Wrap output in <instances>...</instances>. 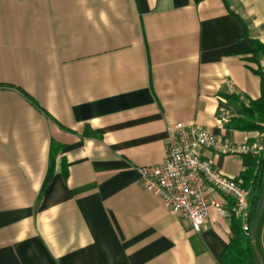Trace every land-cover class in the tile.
Returning a JSON list of instances; mask_svg holds the SVG:
<instances>
[{
  "label": "crops",
  "instance_id": "1",
  "mask_svg": "<svg viewBox=\"0 0 264 264\" xmlns=\"http://www.w3.org/2000/svg\"><path fill=\"white\" fill-rule=\"evenodd\" d=\"M249 40L264 44V0H0V264H226L232 201L217 196L197 233L137 168L163 161L176 123L262 143L226 126L228 97L261 94Z\"/></svg>",
  "mask_w": 264,
  "mask_h": 264
},
{
  "label": "built area",
  "instance_id": "2",
  "mask_svg": "<svg viewBox=\"0 0 264 264\" xmlns=\"http://www.w3.org/2000/svg\"><path fill=\"white\" fill-rule=\"evenodd\" d=\"M221 121L228 122L225 113L221 114ZM164 145L165 157L160 164L137 168L145 188L159 197L163 207L187 218L198 233L209 208L222 210L223 205L216 201L222 195L232 201V213L241 220L244 234L251 236L247 224L248 190L240 180L222 174L199 151L223 156L258 155L264 150L263 144L234 146L196 124L176 123L166 128Z\"/></svg>",
  "mask_w": 264,
  "mask_h": 264
},
{
  "label": "trees",
  "instance_id": "3",
  "mask_svg": "<svg viewBox=\"0 0 264 264\" xmlns=\"http://www.w3.org/2000/svg\"><path fill=\"white\" fill-rule=\"evenodd\" d=\"M195 3L201 0H193ZM248 53L251 58H256L264 54V44L257 40H249ZM261 79V94L255 100L248 101L247 104L239 100L238 97H228L229 104L236 111V115L227 123V128L239 131H256L264 137V75L260 70L254 71ZM264 146V138L262 141ZM55 154L54 144L51 145L49 155V168L43 181L42 189L50 180L53 171V157ZM244 170L236 180L241 181L244 189L248 190V217L249 229H255L259 215L264 192V150L258 154H246L242 156ZM231 238L225 246L222 259L226 264H258V250L255 246L252 235L247 236L242 230V222L231 213Z\"/></svg>",
  "mask_w": 264,
  "mask_h": 264
},
{
  "label": "water",
  "instance_id": "4",
  "mask_svg": "<svg viewBox=\"0 0 264 264\" xmlns=\"http://www.w3.org/2000/svg\"><path fill=\"white\" fill-rule=\"evenodd\" d=\"M263 218H264V203H263V207H262V210H261V213H260V217H259L256 229H255V234H254V243H255V246H256L257 250L260 253V256H261V259H262V263L264 264V257L261 254V251H260L259 245H258V236H259V231H260V228H261V224L263 222Z\"/></svg>",
  "mask_w": 264,
  "mask_h": 264
}]
</instances>
